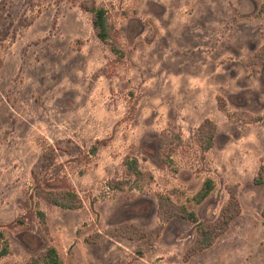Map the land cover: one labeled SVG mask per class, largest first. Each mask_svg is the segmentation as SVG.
Instances as JSON below:
<instances>
[{"label":"rangeland","instance_id":"374dc122","mask_svg":"<svg viewBox=\"0 0 264 264\" xmlns=\"http://www.w3.org/2000/svg\"><path fill=\"white\" fill-rule=\"evenodd\" d=\"M91 3L117 52L95 35ZM263 4L0 0V264L47 246L61 264H264ZM59 189L81 206L37 194ZM158 194L204 224L227 203L239 211L190 253L195 223L161 217Z\"/></svg>","mask_w":264,"mask_h":264},{"label":"trees","instance_id":"16d2710c","mask_svg":"<svg viewBox=\"0 0 264 264\" xmlns=\"http://www.w3.org/2000/svg\"><path fill=\"white\" fill-rule=\"evenodd\" d=\"M86 11L90 12L91 24L95 35L105 43L112 51L117 52V47L114 41L110 38L105 20L106 11L104 8L91 3L89 5H81ZM264 10V4L261 6ZM254 58L258 62L264 63V46H262L258 51L254 53ZM206 134L211 137L213 125L206 120L205 125ZM53 148L48 146V148L41 153L39 161L37 163V171L32 170L31 176L33 180L38 184L41 181L42 170L53 163ZM129 168L134 173L136 177L141 176L143 173L136 167V162L131 161L128 163ZM213 187V182L210 179H206L199 191L195 195V200L200 202L203 198L207 196ZM37 194L43 197L49 203L57 205L61 208H77L81 206V201L79 197L69 189H59V190H41L37 191ZM157 212L163 218H170L171 216H177L182 219L188 220L195 223L196 225V236L192 246L189 248L188 252L193 253L198 250L205 249L209 247L215 237L222 232L228 225L232 218L238 213V205L231 206L229 203L223 205L220 209L219 216L211 224L201 223L196 213L193 210L187 209L183 204L176 205L171 200L168 194H158L157 195ZM42 224L44 225L43 213H39ZM7 252V242L2 241V248L0 250V258ZM25 264H61L60 256L53 246H47L43 251L31 256Z\"/></svg>","mask_w":264,"mask_h":264}]
</instances>
